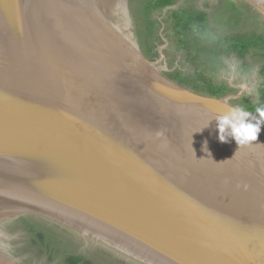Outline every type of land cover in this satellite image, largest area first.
Masks as SVG:
<instances>
[{
  "label": "water",
  "instance_id": "water-1",
  "mask_svg": "<svg viewBox=\"0 0 264 264\" xmlns=\"http://www.w3.org/2000/svg\"><path fill=\"white\" fill-rule=\"evenodd\" d=\"M5 14L46 40L0 45V221L41 215L141 264H264L255 110L165 76L115 0H0ZM234 107L261 120L256 141L219 140ZM0 264L21 263L0 243Z\"/></svg>",
  "mask_w": 264,
  "mask_h": 264
},
{
  "label": "rangeland",
  "instance_id": "rangeland-1",
  "mask_svg": "<svg viewBox=\"0 0 264 264\" xmlns=\"http://www.w3.org/2000/svg\"><path fill=\"white\" fill-rule=\"evenodd\" d=\"M143 1L115 0V4L143 54L174 81L176 74L189 76L197 69L174 29V13H204L218 36L258 42L250 44L242 57L236 53L223 57L224 67L212 82L220 87L222 95L231 97L232 103L254 108L264 105V15L258 8L247 0H173L168 6L152 7L145 26ZM0 243L21 264H141L83 237L71 227L34 213L2 219Z\"/></svg>",
  "mask_w": 264,
  "mask_h": 264
},
{
  "label": "trees",
  "instance_id": "trees-1",
  "mask_svg": "<svg viewBox=\"0 0 264 264\" xmlns=\"http://www.w3.org/2000/svg\"><path fill=\"white\" fill-rule=\"evenodd\" d=\"M173 0H144L142 4L143 24L146 26L149 20L148 14L152 7L162 8L168 6ZM174 29L179 32L181 42L187 52L192 56L190 61L197 64V69L189 76L176 74L174 79L177 83L190 87L193 90L207 92L215 95H222L220 87L212 82V77L224 67L223 57L236 53L238 57L246 54L250 44H257L253 41L240 39L235 36L221 37L215 34L206 15L201 12L179 11L174 13ZM144 26V27H145ZM143 27V28H144ZM151 33V31L149 32ZM264 90V85L262 86ZM255 110L254 107H249Z\"/></svg>",
  "mask_w": 264,
  "mask_h": 264
},
{
  "label": "clouds",
  "instance_id": "clouds-1",
  "mask_svg": "<svg viewBox=\"0 0 264 264\" xmlns=\"http://www.w3.org/2000/svg\"><path fill=\"white\" fill-rule=\"evenodd\" d=\"M262 120H264V105H259L255 108ZM250 112L242 107L231 108L228 114H225L218 118V132L219 140L221 142H227L224 135L226 129L230 128V133L237 145H246L250 142L256 141L258 134L260 133L261 120H257L256 123L249 122L247 120ZM207 149V142H205L204 150Z\"/></svg>",
  "mask_w": 264,
  "mask_h": 264
},
{
  "label": "bare ground",
  "instance_id": "bare-ground-1",
  "mask_svg": "<svg viewBox=\"0 0 264 264\" xmlns=\"http://www.w3.org/2000/svg\"><path fill=\"white\" fill-rule=\"evenodd\" d=\"M21 6L22 5L20 4L19 7L21 8ZM41 6L42 5L40 3L35 4L34 11L32 10L33 16H36V17L38 16L37 13L41 9ZM43 9H42V11H43ZM34 12H35V14H34ZM36 17H35V19H36ZM18 21L19 20L15 19V17H13V18L10 17L9 14H5L2 17H0V45H1V42L3 45H7V44H10V42L13 43V41H14V46H16L17 45V37L22 36L23 30H24V28H26L27 30H30V34H27L28 39L30 37L31 41H33V40L36 41L39 44V46H42V47L45 46L44 41L46 40V35H43L44 41L43 42L40 41L34 32L36 29H32V27H31V25L34 26V23L32 24L31 20H30V25H28L27 23L21 24V22L20 21L18 22ZM17 31H19V32H17ZM43 52H45V50L36 53L38 58H42V56H44Z\"/></svg>",
  "mask_w": 264,
  "mask_h": 264
}]
</instances>
